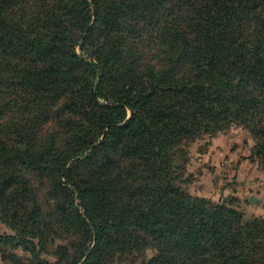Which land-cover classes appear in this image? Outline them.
<instances>
[{"label":"trees","instance_id":"obj_1","mask_svg":"<svg viewBox=\"0 0 264 264\" xmlns=\"http://www.w3.org/2000/svg\"><path fill=\"white\" fill-rule=\"evenodd\" d=\"M69 2L58 16L38 0H0V102L25 99L5 105L7 122L22 130L45 89L82 118L68 123L69 151L0 138V164L19 158L46 174L91 244L76 259L60 245L53 262L21 231L0 233V245H22L47 264H100L120 241L153 246L148 264H264V217L191 195L174 163L183 142L238 124L254 139L250 160L264 170V0ZM103 38L123 57L135 53L134 67H110ZM85 46L90 56L77 52ZM80 67L97 81L78 84ZM117 73L123 80L104 89ZM82 90L85 99H71ZM19 105L22 115L14 114ZM91 163L87 178L75 180ZM23 184L9 173L0 194L10 187L15 202L25 199Z\"/></svg>","mask_w":264,"mask_h":264},{"label":"rangeland","instance_id":"obj_2","mask_svg":"<svg viewBox=\"0 0 264 264\" xmlns=\"http://www.w3.org/2000/svg\"><path fill=\"white\" fill-rule=\"evenodd\" d=\"M38 2L46 9L54 7L58 16H61L70 5L69 0ZM75 32L77 34L79 30L75 29ZM110 41L103 38L102 53L110 58L108 65L114 69L133 68L135 53H131L130 58L123 57ZM141 51L145 53L143 45ZM77 52L83 57L90 56L86 46L83 49L77 48ZM76 73L80 74L78 84L97 81V78L92 80L91 71H86L83 67L74 74ZM113 77L111 82L103 80L104 89H111L123 80L121 73L114 74ZM84 91L73 92L71 99H85ZM54 93L53 89L37 91L38 100L29 107L31 115L28 117V123L23 122L24 127L19 124V127H23L22 130L17 129V126L11 127V121L7 122L9 110L5 105L25 99L12 96L2 100L0 138H10V143L14 144L31 143L33 149L39 152L46 147L50 150L69 151L73 147V134L69 133L68 123L71 120L80 122L82 118L77 111L68 116L66 112L69 109L64 102L67 98L60 96L58 100L50 99ZM40 95H43L42 98ZM100 100L103 101V98ZM16 109L18 111H14V114L22 115V105ZM218 135H220L218 146H214L212 138ZM253 146L254 139L249 131L238 124H232L216 135H204L193 141L183 142L182 152H179L176 161L174 159V163L179 165L175 171L177 170L182 179L180 186L193 196L234 208L246 219L264 217V170L250 160ZM91 165L93 164L85 166V169H79L75 173V180L86 179ZM9 173L18 177L20 182L25 181V184L19 185L20 189L25 190L19 195H24L25 199L15 196V202L10 187L0 194V233L15 234L21 231L22 235L37 243L41 259L48 262L58 259L60 255L57 251L60 245L66 248L71 258L76 259L82 246L85 243L91 244L88 240L89 228L83 223L70 221L67 212L59 206V202L65 197L55 196L53 185L46 174L23 165L19 158L14 159L13 164L8 167L0 164V179L7 177ZM14 191L18 193L16 189ZM27 231H30L29 234ZM118 243L121 245L119 250L111 244L108 246L109 255L100 264H148L156 255V249L150 244L133 245L127 241ZM0 264L47 263L37 262L32 253L22 245L15 247L0 245Z\"/></svg>","mask_w":264,"mask_h":264},{"label":"crops","instance_id":"obj_3","mask_svg":"<svg viewBox=\"0 0 264 264\" xmlns=\"http://www.w3.org/2000/svg\"><path fill=\"white\" fill-rule=\"evenodd\" d=\"M219 136H220V135H218V136L212 138V145H214V146H215V145L218 146L217 144H218V142H219V140H220V139H219V138H220ZM214 146H213V147H214ZM221 147H222V145H221ZM222 150H223V149H222Z\"/></svg>","mask_w":264,"mask_h":264},{"label":"water","instance_id":"obj_4","mask_svg":"<svg viewBox=\"0 0 264 264\" xmlns=\"http://www.w3.org/2000/svg\"><path fill=\"white\" fill-rule=\"evenodd\" d=\"M252 201H253V199H252Z\"/></svg>","mask_w":264,"mask_h":264}]
</instances>
